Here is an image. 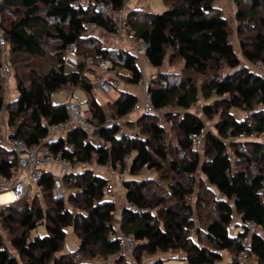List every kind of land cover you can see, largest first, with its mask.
<instances>
[{
	"label": "trees",
	"instance_id": "trees-1",
	"mask_svg": "<svg viewBox=\"0 0 264 264\" xmlns=\"http://www.w3.org/2000/svg\"><path fill=\"white\" fill-rule=\"evenodd\" d=\"M75 1L7 0L3 7L2 26L10 42L11 53L42 56L43 47L38 33L46 30L48 18L60 22L54 28L56 34L48 33L59 44L57 50L60 51V66L30 79L29 85L22 78L18 83L15 79L19 96L6 107L9 125L15 127L13 137L30 146L40 142L46 137L48 127L68 118L66 105L54 104L52 95L66 87H80L87 96L95 130L91 133L85 130L70 132L67 142L51 144L52 152H62L75 164L90 163L95 159L100 166L112 165L122 170L125 168L126 157L132 155L129 172L133 176H137L145 167L162 169V162H167L169 158L164 144L165 130L162 125L154 122L159 121L160 117L142 115L152 122L142 125L133 138L119 136L118 126H106L108 113L98 102L91 81L84 72L86 61L80 60L78 70L67 72L66 49L68 45L76 43L78 56L81 55L83 45H93V56L109 60L113 69L118 70L122 77L128 78L129 83L137 85L142 79L138 62L132 53L100 47L101 43L94 36L85 35L86 25L89 23L115 33L113 22L95 13L91 7L84 9L76 6ZM103 1L116 9H121L125 4V0ZM163 1L170 6L165 12L146 14L140 24L130 21L131 30H135L137 39L148 44L147 57L152 67H163L170 48L184 61L187 71L207 74L214 68V64L218 68L223 62L234 70L224 76L213 75L202 87V98L206 102L202 109L204 115L210 119L214 115H220L215 125L217 132L206 133L204 158L194 148L191 139L192 135L199 134L205 128L204 120L194 113L186 112L176 115L172 125H177L180 132L179 144L186 152L181 161L182 171L189 176L201 171L222 195L223 200L215 201L217 215L203 228L204 231L199 232L200 240L197 238L196 241L190 234L195 224L189 217L182 216L172 207H165L164 198L158 204H153L144 191L147 189V182L128 180L124 182L126 202L135 208L124 210L121 232L139 240L137 259L143 254L153 256L178 250L187 264H223V252H227L234 255L227 264H239L238 256L244 250L243 239L249 236V231L237 236L230 234V230L239 226V223L234 224V219L238 216L240 222H256L262 233L250 235V242L251 255L259 264H264V167L259 168L260 162H264V146L256 141L237 139L240 134L249 136L253 132H264V75L262 71L255 72L242 64L230 41L229 22L215 6L217 0ZM234 1L238 4L244 0ZM251 1L252 8L256 9L264 0ZM6 11L17 18L9 26L4 21ZM236 19L238 22L246 19L243 10H238ZM261 24L264 27V19H261ZM241 50L247 62L264 67L262 32L256 34L251 49L241 42ZM160 76V83H153L150 87L156 109L176 105L189 110L198 103L199 89L189 79L180 82L178 86H171L168 74L162 73ZM166 76L168 77L165 78ZM5 94V86L0 77V111L5 103ZM212 98L214 102L210 103ZM137 100L136 95L121 92L120 98L112 107V117L122 119L131 114ZM234 109L246 111L250 117L238 120L232 113ZM91 135L104 144L90 141ZM67 143L73 145V151L65 149ZM230 153L235 156L233 162L229 159ZM10 155L6 149L0 148V174L5 177H10L16 165L15 159H9ZM171 163L176 170L178 164ZM244 163H255L257 168L254 171L249 167L235 169L237 164L239 166ZM108 182L92 170L71 174L64 179L65 189L69 184L77 191L64 198H55L54 176L45 174L40 187L44 199L51 204L46 210L35 206L37 201L41 203L40 198L24 201L20 209L12 204L1 208L0 218L4 227H12L18 222L24 232L10 241L12 250L0 235V264H50L55 255L61 252L67 240V229L71 227L79 237L80 245L73 254L62 256L63 259L71 258L69 264H88L82 263L81 255L83 259L91 260L96 255L105 258L119 256L117 260L123 258L119 253L118 242L111 239V235L115 234L113 214L116 206L106 198L105 188ZM192 192L182 185H175L172 186L171 194L175 198L184 199ZM68 202L71 205H67ZM69 206H74L76 210ZM160 206L162 209H158ZM183 210L190 211L186 207ZM40 226L45 227L48 235L31 238L32 232L37 231ZM56 264L62 263L59 261Z\"/></svg>",
	"mask_w": 264,
	"mask_h": 264
},
{
	"label": "rangeland",
	"instance_id": "rangeland-1",
	"mask_svg": "<svg viewBox=\"0 0 264 264\" xmlns=\"http://www.w3.org/2000/svg\"><path fill=\"white\" fill-rule=\"evenodd\" d=\"M232 0H217L215 6L219 9V12L222 13V15L227 18L229 25H230V41L231 44L238 55V57L241 59V62L245 66H249V68L255 72L262 71L261 73L264 75V67L260 65H253L245 60V58L242 55L241 50V42L246 43L248 47L251 49L252 45L254 43V39L256 37L257 33H263L264 34V27L261 24V19H264V1L261 3L260 7L258 8H252L253 3L251 0H244L242 2H238L236 6H233L231 3ZM100 2H104L101 0ZM166 5V8L169 9L170 6L166 2H161ZM152 0H127L125 4L126 11L122 15L121 18H118L117 23L114 19L116 16L115 14H111L113 17V26L116 29V34L109 33L108 31H105L103 29L96 30L98 36H94L96 40H98L101 44L100 47H106L105 42L107 46L112 45L113 43H116L123 47H129L131 49H141V43L136 41L135 39L132 40L131 33L133 32L135 34V30L132 32L130 27V21L133 22H140L141 20L145 18L146 14H149V11H160L161 8L156 6L155 8L152 7ZM138 7H142L139 9ZM243 10V13L246 15V19L243 21H236V17L238 14V10ZM132 12V13H131ZM5 18V24L9 26L10 22L16 20L17 18H14L12 15L8 13V11L4 12ZM45 17V16H44ZM107 18V17H106ZM109 19V18H108ZM138 19V21H136ZM48 24L46 27V30H40L38 33L39 40L43 47L42 56H33L27 53L23 52H13L11 53L10 49V60L11 65L13 67V75H11L8 79V86L5 84V93L6 96L10 97L11 92L13 91V88L17 90L16 87V81L17 83L20 78L24 80V83L29 85L30 79L36 78L37 76L44 75L45 72H47L50 69H56L60 66L58 58L60 57V51L57 50V47L59 44L50 38L48 36V33L56 34L54 28L55 26L60 23L57 19H49L48 18ZM118 29V30H117ZM89 36L90 34H85ZM95 47L93 45H83L82 46V52L81 55L72 59L69 57H66V70L67 72H72L75 70H78V64L81 61H84V65L86 66L84 72L87 73L91 84L93 86V92L95 95L101 96V103L100 105L104 107V109L108 113V117L111 119H116L115 116L112 117V107L114 103L120 98L119 91L116 90L115 93L112 95L109 94L107 96L102 95L98 92L97 89L94 90L95 84L100 80H111L115 83H120L121 89H126L128 91L134 92V95H140L141 99L143 97L144 91H145V82H147L148 87H151L153 83H160L161 74L169 76V82L172 85L178 86L180 82H183L187 79L190 80L192 84H194L199 89V96L200 99L198 103L195 105L196 110L193 113H197L200 115V117L203 118L206 126H207V132H214L216 133L215 125L220 119V115H214L212 119L206 118L204 115L202 109L203 106L206 104L204 99L202 98V87L206 82H209L210 79L213 77V75H220L224 76L228 73L233 72L234 70L227 67V65L223 62L220 65H218V68L214 64V68L211 69V71L207 74H201L196 73L192 71H187L184 68V61L178 56L176 52L173 51V49H168V55L166 57L165 63L162 68H154L151 66L150 63H148L147 59H145L144 56H141V65L143 67V71L141 72L144 77V82L141 84L133 85L129 83V79L122 77L120 75V72L118 70H115L111 67L106 69L105 67L108 66L106 63H104V60L99 59L98 57H94L95 55ZM139 53V50H137ZM140 54V53H139ZM114 58V56H113ZM79 60V61H78ZM111 64V62H110ZM212 66V67H213ZM111 68V69H110ZM166 76L165 78H167ZM126 77H128L126 75ZM77 91H81L80 87H66L62 89L59 93H65L67 102L71 100L72 97H74V93ZM133 94V93H132ZM19 96V95H18ZM99 96V97H100ZM87 97V96H86ZM18 98V97H17ZM54 99V98H52ZM66 100L64 102H66ZM79 101V100H77ZM214 102V98L210 100V103ZM178 107V106H177ZM176 105H173L172 109L174 111H178L176 115H183L182 111L178 110ZM14 109V108H11ZM232 113L234 114L235 118L238 120H244L248 119L250 117V114L246 111L242 110H232ZM173 115L167 113L165 117H160L159 121H154L156 123H159L163 126V129L165 130L164 134V144L167 149V154L169 160L167 162H162V169L157 168H149L145 167L143 168L137 176L130 175L131 173L129 171H126L124 168L119 169L117 168V172H120L122 177L119 179V177H116L109 173V166H101L99 169L94 170V174L96 175H103L104 177L109 181L108 186L113 187V194H106V198L113 202L116 206V211L113 214V225L115 229V234L119 235L122 229V215L124 210L128 209L127 202H126V188H125V181L128 180H137V181H145L148 183L147 189L144 190L147 197L152 200L153 204H158L160 200L163 198L166 200L165 207H172L176 209L182 216H187L189 219L195 224V227L192 228L190 234L191 237L194 238L197 241V238H199V232L204 231V227L207 226L210 222L213 221V219L216 217V209H215V201L223 200L222 195L218 192V190L213 187L207 180V178L203 175L201 171H198L194 176H189L185 174L182 171V163L181 161L184 159L185 153L181 149V145L179 144V136L180 132L177 128V125L168 126L167 120L169 118H172L174 121ZM152 122L146 120L144 116L139 114H130L125 118V121L122 123L123 132L125 136L133 138L136 136V133L138 130L141 129V126L145 123ZM90 141H94V143L98 144H104L100 139L97 137H93L91 135ZM246 145V144H245ZM194 149V148H193ZM206 151V146L203 147L201 151H198L199 155L204 158ZM171 162H176L178 164V168L175 170L172 167ZM238 167V169H245L246 167H249L251 171H254L257 166L255 163H251L248 165L247 163L240 164L238 166H235V169ZM264 167V162H260L259 168ZM175 185H182L184 189H191L193 192L191 195L185 196L184 199L182 198H175L172 194V186ZM66 194L69 195L72 192H76L77 189L69 186V184L66 185ZM44 196V195H43ZM42 198L41 203L37 201L35 203V206H39L43 208L44 210L47 209L48 205H51L49 202H46L47 200ZM44 201V202H43ZM66 202V200H65ZM24 202L14 203L16 208L20 209ZM67 205H71L70 202L67 203ZM183 207L189 208L190 211H184ZM72 210H76L74 206L70 207ZM158 209H162L161 206ZM79 211V210H78ZM164 211V210H163ZM162 211V212H163ZM155 213L157 211H154ZM239 223V226L234 227L232 230H230V234L237 236L240 233H242V229H240V217L236 216L234 219V224L237 225ZM234 226V225H233ZM9 228V229H8ZM67 240L64 243L61 252L57 253L55 255V259L50 264H56L59 261H61L62 264H69L71 261V258L63 259V255H71L73 254L80 245V239L79 237L74 233V229L68 228L67 229ZM198 231V235L197 234ZM22 232H24V229L20 227L19 223H15L12 225V227H4L2 223V218H0V235H2L5 244L9 249L12 250L11 247V240L14 237L19 236ZM204 233V232H203ZM47 231L45 227L40 226L39 229L35 232H32L31 238H35L36 236L45 237L47 236ZM205 243V242H203ZM97 252V251H96ZM139 254V251L136 255ZM224 254V260L222 261L223 264H227L230 261H232V257L234 256L231 253L223 252ZM154 256V257H153ZM153 256L149 255H140V258L136 260L137 263L133 264H187L181 256H183L178 250L172 251L169 253H157ZM119 256H114L111 258H105L100 255H96L94 258L91 259H83L81 255L82 263L87 262L88 264H129L130 257H121V259H118ZM80 260V261H81ZM117 260V261H116ZM157 262V263H156ZM185 262V263H184ZM22 264H24L22 262ZM246 264H259V262L256 260L255 257H251L247 259Z\"/></svg>",
	"mask_w": 264,
	"mask_h": 264
},
{
	"label": "built area",
	"instance_id": "built-area-1",
	"mask_svg": "<svg viewBox=\"0 0 264 264\" xmlns=\"http://www.w3.org/2000/svg\"><path fill=\"white\" fill-rule=\"evenodd\" d=\"M7 0H0V60H1V69H0V77L3 80L4 85L8 86V79L11 75H13V67L10 62V42L7 40L5 31L2 26V12L3 7ZM125 0V4H126ZM233 6H236V1H231ZM78 7H83L84 9L92 8L95 13L103 15L109 19H113L111 14H115V20L117 23L118 18H121L125 9V4L121 9H116L113 5L107 2H100L96 0H76L74 3ZM113 21V20H112ZM130 25V24H129ZM131 27V26H130ZM101 30L103 28L99 27L95 23H89L86 25V32L91 36H98L96 30ZM104 30V29H103ZM118 30V29H117ZM132 32V30H130ZM116 29L114 35L116 34ZM132 40L141 43V49H131L129 47H123L116 43H113L106 48H112L115 50H126L133 54L136 57L138 62V68L142 72L143 67L141 65V56H144L147 59L148 63H150L147 57L148 44L145 41L137 39L136 35L131 33ZM139 50V53L137 52ZM66 54L69 58L75 59L78 55V46L76 43H72L67 46ZM104 60L109 67L113 68L112 63L107 59L99 58ZM110 68V69H111ZM144 77L142 75L141 84L144 82ZM97 89L98 92L102 95L113 94L120 89V83H115L111 80H100L95 84L94 90ZM97 95V100L101 103V96ZM18 99V98H17ZM16 99V100H17ZM75 97H72L70 101L65 102L66 111L68 114V118L65 121L57 123L53 126L48 127V133L45 138L41 139L40 142L34 145H28L23 140L16 139L13 137L15 127H11L8 121V112L7 105L12 102L9 100V97L5 94V103L0 111V148L6 149L11 153L9 156L10 160H16V165L13 167L10 177H5L0 174V196L10 193L12 198L14 199V203L24 202V201H32L36 198H43V190L40 187V182L42 181L45 174L49 173L54 176V190L53 195L55 198H64L66 197V190L64 186V179L71 174H77L81 172H85L87 170H97L101 166L97 163L95 159H93L90 163H81L75 164L74 161L70 158L64 156L61 152L59 154H54L51 149V144L59 141L67 142V136L70 132L75 130H85L89 133L95 130L94 124L91 122V115L89 112V105L86 101H77ZM15 101V100H14ZM173 106H167L163 109H156L153 100L152 94L150 92V87H148L147 82H145V91L143 97L138 99L134 105V108L131 114H139V115H153L158 117H165L167 113L176 116L178 111H174L172 109ZM177 107V106H176ZM178 108V107H177ZM183 113L191 112L192 110L197 111L195 105L192 106L189 110H185L183 108L179 109ZM198 115L197 113H194ZM130 115V114H129ZM127 115V116H129ZM125 116L122 119H111L107 120L106 126H118L119 132L118 135H124L122 123L125 121ZM200 117V115H198ZM202 118V117H201ZM203 119V118H202ZM174 123L172 118L167 120V125L172 126ZM206 125V124H205ZM207 133V126L199 134L192 135L191 139L194 145V148L198 151H201L205 146V136ZM237 139L240 140H248V141H256L259 144L264 146V132L262 134H258L257 132H253L249 136L240 134ZM65 149L68 152L73 151L74 147L72 144L67 143L65 145ZM230 161H235V156L230 153L229 154ZM132 155H129L125 159V168L126 171H129L131 166ZM109 173L119 177H122L120 172H117V167H113L110 165ZM109 185V184H108ZM106 186L105 193L110 195L113 194V187ZM1 205V208L8 206ZM128 208L134 209V206L127 204ZM240 229H242V233H246L249 231V236L243 239L244 250L240 252L238 256L239 264H246L247 259L254 257L251 255L252 253V244L250 242V235L258 234L262 235L260 232L256 222L254 221H241ZM112 241H117L119 245V253L124 257H130V263H137L136 260V251L139 246V240L133 235H126L120 233L119 235L113 234L111 235Z\"/></svg>",
	"mask_w": 264,
	"mask_h": 264
},
{
	"label": "crops",
	"instance_id": "crops-1",
	"mask_svg": "<svg viewBox=\"0 0 264 264\" xmlns=\"http://www.w3.org/2000/svg\"><path fill=\"white\" fill-rule=\"evenodd\" d=\"M161 2H163V0H152V7H156V6H158L159 8H161V10L160 11H149L150 13H163V12H165L166 10H167V8H166V5L165 4H163V3H161ZM139 9H141L142 7H138ZM66 57H68L67 56V54L65 53V58ZM79 61V60H78ZM123 75H126V74H123ZM16 81V80H15ZM16 87H17V84H16ZM121 92H126V93H129V94H134V92H132V91H128V90H126V89H119V93H121ZM66 95L67 94H65V93H55V94H53L52 95V98H54V99H52L53 100V103L54 104H56V105H59V104H65V100H66ZM136 95V94H135ZM137 97H139L140 98V95H136ZM10 97L11 98H9V100L10 101H14V100H16L17 99V97H18V92H17V90L15 89V87L13 88V91L11 92V94H10ZM74 97L76 98V99H78L79 101H86L87 100V97H86V94L83 92V91H77V92H75L74 93ZM94 172V171H93ZM100 176H102V177H104V174L103 175H100ZM105 178V177H104ZM130 263V262H129ZM185 263V262H184Z\"/></svg>",
	"mask_w": 264,
	"mask_h": 264
},
{
	"label": "bare ground",
	"instance_id": "bare-ground-1",
	"mask_svg": "<svg viewBox=\"0 0 264 264\" xmlns=\"http://www.w3.org/2000/svg\"><path fill=\"white\" fill-rule=\"evenodd\" d=\"M90 112V111H89ZM1 205L14 204V199L10 193L0 196Z\"/></svg>",
	"mask_w": 264,
	"mask_h": 264
},
{
	"label": "clouds",
	"instance_id": "clouds-1",
	"mask_svg": "<svg viewBox=\"0 0 264 264\" xmlns=\"http://www.w3.org/2000/svg\"><path fill=\"white\" fill-rule=\"evenodd\" d=\"M106 48V47H105Z\"/></svg>",
	"mask_w": 264,
	"mask_h": 264
}]
</instances>
